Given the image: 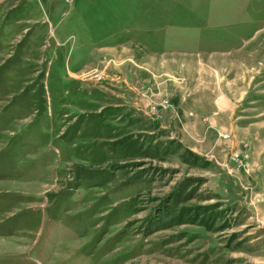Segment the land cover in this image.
<instances>
[{"label": "rangeland", "instance_id": "rangeland-1", "mask_svg": "<svg viewBox=\"0 0 264 264\" xmlns=\"http://www.w3.org/2000/svg\"><path fill=\"white\" fill-rule=\"evenodd\" d=\"M0 264H264V0H0Z\"/></svg>", "mask_w": 264, "mask_h": 264}]
</instances>
